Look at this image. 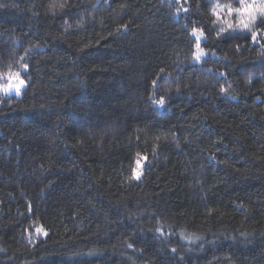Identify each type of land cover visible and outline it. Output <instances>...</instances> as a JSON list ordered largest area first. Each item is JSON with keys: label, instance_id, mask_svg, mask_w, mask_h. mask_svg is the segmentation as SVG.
Listing matches in <instances>:
<instances>
[{"label": "trees", "instance_id": "16d2710c", "mask_svg": "<svg viewBox=\"0 0 264 264\" xmlns=\"http://www.w3.org/2000/svg\"><path fill=\"white\" fill-rule=\"evenodd\" d=\"M229 7L0 0V264H264V17Z\"/></svg>", "mask_w": 264, "mask_h": 264}, {"label": "rangeland", "instance_id": "374dc122", "mask_svg": "<svg viewBox=\"0 0 264 264\" xmlns=\"http://www.w3.org/2000/svg\"><path fill=\"white\" fill-rule=\"evenodd\" d=\"M252 3H250V5H252ZM264 4V0H255L254 1V8H255V11L252 12V21L251 23H249V28L248 29H245L243 28L242 26V23L241 21L242 20H245L247 21L248 20V16L245 14V15H241L239 14L238 18H237V22L234 21L233 18V14L231 12H229V16H227V20L225 22H223V20L221 21L222 23H225L224 25H230L232 27L233 30H235L236 32H249L250 30H252V28H254V26L256 25V23L258 22V20L262 17H264V15H261L260 13V8H261V5ZM220 12H224L222 9L219 10ZM195 35L196 32H195ZM15 77V76H14ZM20 79L18 78H15L13 80H9L7 84H12L13 87H12V90L8 93H6L7 95H11V94H15V95H21L22 94V90L26 87V83H24L23 85H20L18 83ZM16 87H19V92L16 91ZM142 167H139L137 173H136V177L140 176L141 173H142Z\"/></svg>", "mask_w": 264, "mask_h": 264}, {"label": "snow or ice", "instance_id": "6c2138e0", "mask_svg": "<svg viewBox=\"0 0 264 264\" xmlns=\"http://www.w3.org/2000/svg\"><path fill=\"white\" fill-rule=\"evenodd\" d=\"M239 2H240L241 5H243L242 8L232 9L231 7H229L228 10H229V12L235 11L237 13H240L242 16L246 14L248 16V20L247 21L242 20L241 23H242L243 28L248 29L249 28V23H251V21H252V12L255 11L254 0H253V4L252 5L249 4V0H239ZM53 7H55V5H53ZM60 7H63V5H60ZM260 13H261V15H264V4L261 5ZM261 23L264 24V19H261ZM195 31L196 30H194V32ZM256 38H257V34H256V32H253L252 40L256 41ZM197 47H199V44H197ZM25 67L27 68V65H25ZM18 75L19 74H16V76H18ZM15 78L16 77H14V76H10L9 77L10 80H13ZM19 84L23 85L24 84V80L20 79L19 80ZM12 87H13V85L9 84V88L5 89L6 93L10 92L12 90ZM19 90H20L19 87H16V91L19 92ZM161 103H163V102L161 101ZM137 178H139V177L137 176Z\"/></svg>", "mask_w": 264, "mask_h": 264}, {"label": "clouds", "instance_id": "9594fccd", "mask_svg": "<svg viewBox=\"0 0 264 264\" xmlns=\"http://www.w3.org/2000/svg\"><path fill=\"white\" fill-rule=\"evenodd\" d=\"M19 83V81H18ZM25 83V82H24ZM9 88V84L5 83V84H0V94H6L5 89Z\"/></svg>", "mask_w": 264, "mask_h": 264}]
</instances>
